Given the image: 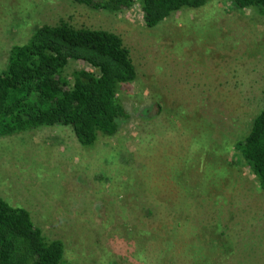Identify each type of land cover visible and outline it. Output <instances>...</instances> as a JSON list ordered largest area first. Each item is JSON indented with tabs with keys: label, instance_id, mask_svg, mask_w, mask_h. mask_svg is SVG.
Returning <instances> with one entry per match:
<instances>
[{
	"label": "rangeland",
	"instance_id": "374dc122",
	"mask_svg": "<svg viewBox=\"0 0 264 264\" xmlns=\"http://www.w3.org/2000/svg\"><path fill=\"white\" fill-rule=\"evenodd\" d=\"M62 21L123 39L131 118L89 148L68 126L0 138V195L70 262L264 264V192L234 151L264 105V17L211 0L149 28L139 3L0 0V71L14 45ZM82 69L71 60L65 75Z\"/></svg>",
	"mask_w": 264,
	"mask_h": 264
},
{
	"label": "trees",
	"instance_id": "16d2710c",
	"mask_svg": "<svg viewBox=\"0 0 264 264\" xmlns=\"http://www.w3.org/2000/svg\"><path fill=\"white\" fill-rule=\"evenodd\" d=\"M72 1L111 13L139 3L146 26L153 28L177 11L200 9L211 0ZM229 1L235 8L252 9L264 17V0ZM71 60L85 62L91 69L75 70L70 80L65 71ZM136 79L130 50L118 34L77 28L67 21L39 27L26 43L10 49L0 71V138L68 126L83 147H93L100 138L118 135L130 120L120 91ZM234 151L264 192V105ZM0 264L80 263L66 260L64 242L47 237L28 209L0 195Z\"/></svg>",
	"mask_w": 264,
	"mask_h": 264
}]
</instances>
